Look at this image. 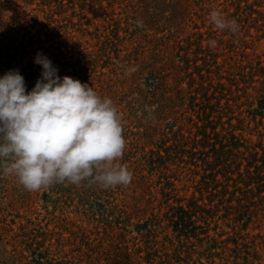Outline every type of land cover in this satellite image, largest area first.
I'll return each instance as SVG.
<instances>
[{
  "label": "rangeland",
  "instance_id": "374dc122",
  "mask_svg": "<svg viewBox=\"0 0 264 264\" xmlns=\"http://www.w3.org/2000/svg\"><path fill=\"white\" fill-rule=\"evenodd\" d=\"M0 17L80 61L132 172L38 192L0 174V264H264V0H0ZM193 203L212 214L185 226Z\"/></svg>",
  "mask_w": 264,
  "mask_h": 264
},
{
  "label": "clouds",
  "instance_id": "9594fccd",
  "mask_svg": "<svg viewBox=\"0 0 264 264\" xmlns=\"http://www.w3.org/2000/svg\"><path fill=\"white\" fill-rule=\"evenodd\" d=\"M209 19L218 31L239 30L220 12ZM34 62L43 70L31 91L16 70L0 77V174L16 177L30 192L64 183L127 186L132 172L118 162L126 140L113 101L77 79L59 77L42 54Z\"/></svg>",
  "mask_w": 264,
  "mask_h": 264
},
{
  "label": "trees",
  "instance_id": "16d2710c",
  "mask_svg": "<svg viewBox=\"0 0 264 264\" xmlns=\"http://www.w3.org/2000/svg\"><path fill=\"white\" fill-rule=\"evenodd\" d=\"M32 30L30 26L20 23L6 26L0 17V77L10 70H16L24 78L26 91H31L37 80L41 79L42 66L35 63L34 60L37 54H42L58 69L57 75L59 77L69 76L80 82H84L83 80L87 79L85 74L86 69L80 65V61H72V58L66 55L67 53L59 51L58 54L46 56L47 50L43 48V41L40 39L39 34L32 32ZM212 86L210 85V89H212ZM220 91L223 92L222 96H227L224 86ZM216 97L213 93V99L218 101L219 98ZM231 145L234 149L238 146V143L233 139V142L229 146ZM256 177L260 178L259 176ZM221 203L222 201L219 205H222ZM180 210L182 213L180 221L185 226L192 224L193 218L199 219V213L205 215L212 214L211 209L201 208L196 203H193L192 206L188 205L186 209L181 208Z\"/></svg>",
  "mask_w": 264,
  "mask_h": 264
}]
</instances>
